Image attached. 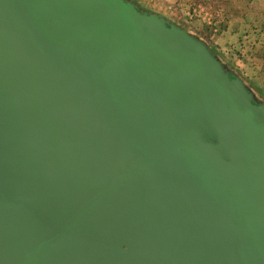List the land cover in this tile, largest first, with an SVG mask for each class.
<instances>
[{"label": "water", "instance_id": "95a60500", "mask_svg": "<svg viewBox=\"0 0 264 264\" xmlns=\"http://www.w3.org/2000/svg\"><path fill=\"white\" fill-rule=\"evenodd\" d=\"M206 55L118 0H0V264H264V112Z\"/></svg>", "mask_w": 264, "mask_h": 264}, {"label": "rangeland", "instance_id": "374dc122", "mask_svg": "<svg viewBox=\"0 0 264 264\" xmlns=\"http://www.w3.org/2000/svg\"><path fill=\"white\" fill-rule=\"evenodd\" d=\"M118 1L191 44L200 39L199 49L264 112V0Z\"/></svg>", "mask_w": 264, "mask_h": 264}, {"label": "crops", "instance_id": "0c3cea01", "mask_svg": "<svg viewBox=\"0 0 264 264\" xmlns=\"http://www.w3.org/2000/svg\"><path fill=\"white\" fill-rule=\"evenodd\" d=\"M177 27H179L178 25H177ZM197 39V38H196ZM198 42V43H197ZM197 42H193L194 43V45L196 46V47H198V48H202V46L200 45V43L202 42L200 39L198 40L197 39ZM207 55H209L208 54V52H205ZM211 59V58H210ZM212 61V60H211ZM221 71H222V69H220Z\"/></svg>", "mask_w": 264, "mask_h": 264}]
</instances>
